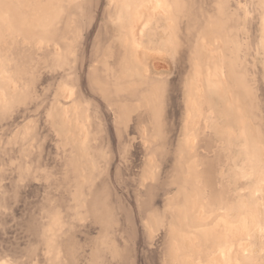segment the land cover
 Wrapping results in <instances>:
<instances>
[{
	"label": "rangeland",
	"instance_id": "obj_1",
	"mask_svg": "<svg viewBox=\"0 0 264 264\" xmlns=\"http://www.w3.org/2000/svg\"><path fill=\"white\" fill-rule=\"evenodd\" d=\"M145 1L0 0V264H264V0Z\"/></svg>",
	"mask_w": 264,
	"mask_h": 264
},
{
	"label": "bare ground",
	"instance_id": "obj_2",
	"mask_svg": "<svg viewBox=\"0 0 264 264\" xmlns=\"http://www.w3.org/2000/svg\"><path fill=\"white\" fill-rule=\"evenodd\" d=\"M135 1V0H134ZM156 1V0H155ZM158 4V3H157ZM157 4H155V2H152L151 0H147V1H145V3H143V5H142V7H140L141 8V13H140V15H136L135 16V20H136V23H137V32H139L140 31V27L142 26V24H144L146 21H145V18H147L148 17V15H149V9H151V7L153 6V5H156L157 6ZM139 8V9H140ZM137 13H139V12H137ZM136 14V13H135ZM153 17V16H152ZM145 21V22H144ZM136 35H137V33H136ZM139 36V35H138ZM232 231H233V229H232ZM218 255H219V252H218ZM216 256V255H215ZM228 257V256H227ZM231 257V256H230ZM215 260H216V257L214 258ZM218 259V258H217ZM221 263H222V261H221ZM219 264V263H218Z\"/></svg>",
	"mask_w": 264,
	"mask_h": 264
}]
</instances>
